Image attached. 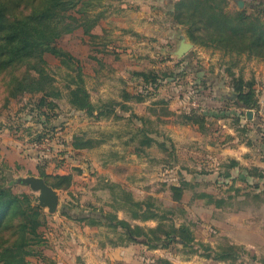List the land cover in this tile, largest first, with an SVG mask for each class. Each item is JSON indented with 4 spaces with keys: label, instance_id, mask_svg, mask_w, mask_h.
<instances>
[{
    "label": "rangeland",
    "instance_id": "rangeland-1",
    "mask_svg": "<svg viewBox=\"0 0 264 264\" xmlns=\"http://www.w3.org/2000/svg\"><path fill=\"white\" fill-rule=\"evenodd\" d=\"M86 1L91 0H82L76 11L83 18L99 17L98 23L101 22L100 25H102L99 26V35H102V38L95 37L94 33L85 35L80 29L60 38L58 44L74 57L68 64L63 63L61 58L52 53L46 54L47 70L53 76L54 84L59 92L56 96L48 97L50 105L47 107L41 105L42 94L26 93L16 98H7L3 80H0V130H3V136L11 141L7 149L0 152V179H9L8 185L13 187L14 192L30 194L34 204L37 205L39 192L17 182L16 179L30 175L41 176L43 172L54 175L73 174V183L68 190L57 189L60 194L57 211L50 213L48 208L41 207L45 211L42 226L39 227L41 237L38 242L32 241L30 246L32 254L27 256L30 264H59L57 255L61 229L71 227L77 222L82 223L81 225L93 226L86 221H78L64 215L62 210L65 204L72 205L74 213L77 214H80L82 210H101L117 215L120 213L123 218L130 216L131 212L121 206L127 197V193L123 190L127 183L112 180L109 175L111 172H108L119 162L113 160L111 152L118 150L119 153L129 154L133 151L134 147L139 146L138 140L143 135L140 132L141 128L155 137V129L160 127L158 128L161 131L158 135L160 139L167 137L165 129L168 123L159 122L152 108L155 109V101L161 99L157 96L159 93L157 90L155 99V86H152L155 85V69H158L161 76L167 75L160 83L162 96L170 100L186 98L187 102L203 103L209 110L212 107L219 108L227 101L232 103L236 100V96L231 98L232 95L228 92L224 93L226 97L220 98L221 89H227L226 86H229V83L232 85L233 75H237L236 71L243 66L246 67L248 63L251 65L253 61H257L254 64L257 68L251 66L247 70L255 74L260 69L262 76L260 82L264 86V58L249 56L247 53H228L215 47L197 45L190 39L187 28L181 25L176 28L177 36L171 48H176L181 35L192 42L194 47L181 58L162 50L160 57L169 59L170 62L155 63V33L132 35L134 39L142 40L141 50L133 45L117 42L119 36L125 34L115 29V25L121 18L117 6L120 7L125 2L135 5L136 0H92L88 11L86 9L83 14ZM176 1L178 0H172L170 7L164 6L166 9L171 8V11L165 10L166 13L163 15L165 20L174 19ZM227 1L228 11H245L247 14H258L264 18V12H262L264 0H243V7H239L237 0ZM168 2L164 0L163 5H168ZM103 27L104 31L101 30ZM151 52L154 53L153 56L150 55ZM156 60L161 61L159 58ZM78 69L81 70L85 85L96 104H102L108 100L123 102L122 98L126 91L132 94L143 92L146 101L135 104L133 108L134 111L137 110L139 116L144 118V122L139 118L131 117V112L125 113L119 107L117 110L121 113L120 119H95L83 111H76L69 103L68 86L72 78L77 77ZM141 70L151 72L149 83L152 85L145 84L143 78L136 74ZM171 73L174 74L171 75ZM262 91L261 94L264 96V89ZM224 122L209 117L205 126L206 131L212 133L221 128L225 129L222 127ZM136 133L139 135L138 140H133L132 137ZM79 138L105 141V145L97 149L95 147L93 149L74 148L73 145ZM165 144L170 145L167 138ZM132 156L131 153L128 155L127 164L132 162L136 166H142L141 175L133 166L132 177L135 178L130 181L132 186L129 187L133 197L139 201H146L145 203H153L150 213H155L157 197L165 205H163L164 212H168L165 217L168 224L172 223L174 218L176 221L185 218V213L181 210L173 209L172 212L169 210L171 207L168 203L169 192L161 185L164 176L155 175V157H157L155 144L148 151V155L139 158ZM159 157L169 160L171 164L177 162L173 161V157L170 159L165 152ZM103 160H108L109 163H103ZM184 160L185 158L180 156L178 164H182ZM193 193V190L189 191L188 197ZM132 206L134 209L137 207L133 204ZM145 210H147L145 207L136 208V211L140 213ZM176 247L183 254L189 251V248ZM196 247L203 253L208 251L203 245L196 244ZM235 255L251 263L255 261V258L241 249H237Z\"/></svg>",
    "mask_w": 264,
    "mask_h": 264
},
{
    "label": "crops",
    "instance_id": "crops-1",
    "mask_svg": "<svg viewBox=\"0 0 264 264\" xmlns=\"http://www.w3.org/2000/svg\"><path fill=\"white\" fill-rule=\"evenodd\" d=\"M163 1L136 0L135 5L125 2L120 7L117 6L121 18L115 25V29L125 33L119 36L117 42L133 45L138 50H141L142 40L134 39L132 35L155 33V63L165 64L164 62L168 63L170 60L161 58V51L175 55L179 43L176 48L171 47L176 40V28L181 26L173 18L171 21L164 19L165 10L171 11V8L166 9L164 6L170 7L172 0H168V5H163ZM100 24L101 22L93 30L97 38H102V35H99V26H102ZM101 30L104 31V27ZM150 55L153 56L154 53L151 52ZM157 58L161 61H157ZM256 62L253 61L251 65L248 63L246 67L243 66L235 71L246 80H256L255 87L260 103L257 111L245 109L235 101L232 103L225 101V105L216 107L217 109L212 107L209 110L203 103L194 106L193 101L187 102L186 98L170 100L160 94L161 85L156 95L168 101V107L172 111L180 113L197 108L207 115L208 120L211 117L225 121L222 124L225 129L221 128L212 133L203 132L199 126L181 123L175 116H160L162 120L159 122L168 123L165 129L167 137L160 139L158 135L161 131L158 127L156 129L159 133H155V137L150 135L155 141L151 146L146 147L145 153L137 152V147L129 152L133 158L144 157L155 144V154H157L155 175L164 176L161 185L169 192L168 203L171 206L169 210L172 212L173 209H179L185 213V218L179 221L174 218L173 221L176 226L190 225L196 240L205 243L209 248L205 247L208 251L203 253L199 250L198 254H189L183 250L185 253L183 254L176 247L182 248L181 244L174 242L168 247L152 248L145 243L143 237L136 242L122 240V229L113 231L106 224L87 226L77 222L71 227L61 229L57 255L59 264H167L166 261L172 264H264V105H262L264 96L261 94L264 86L260 82L262 77L260 69L255 74L247 70L251 66L257 68L254 67ZM155 71L158 72V69ZM226 87L227 89H221L220 98L227 96L225 92L233 96L234 89L231 84L229 83ZM93 102L95 103L94 100ZM139 103L142 102L123 100V104L130 107L129 112L136 114H138L137 110L134 111L133 106ZM155 107L159 112L160 106L155 105ZM249 110L253 111V117L248 118L246 115V118H241L240 124L239 117H242L243 113L247 114ZM124 112L128 113L126 110ZM117 113L121 114L118 110ZM243 126L246 127L245 132L239 130ZM2 131L0 130V152L5 151L7 145L11 143L3 136ZM166 138L170 145L165 144ZM104 145L105 142L95 148H101ZM163 152L177 162L171 164L169 160L159 157ZM129 154L119 153L118 150L112 151L113 157H111L119 162L108 172H111L109 175L112 180L126 182L127 185L123 186L131 190L130 181L135 178L132 177L133 166L139 175H141L142 166H136L132 162L127 164ZM180 156L185 158L182 164H178ZM103 163L109 162L103 160ZM172 185L185 187L180 201L174 200L171 196L168 189ZM192 190L194 193L188 197L189 191ZM156 198L157 217L141 221L131 216L123 218L119 213L118 218L148 227H156L160 218H163V222L166 223V218L163 217L164 204ZM63 218L66 217L63 216ZM228 243L245 251L255 258V261L251 263V261L242 260L238 255L236 259L215 258ZM208 254L211 256H207Z\"/></svg>",
    "mask_w": 264,
    "mask_h": 264
},
{
    "label": "trees",
    "instance_id": "trees-1",
    "mask_svg": "<svg viewBox=\"0 0 264 264\" xmlns=\"http://www.w3.org/2000/svg\"><path fill=\"white\" fill-rule=\"evenodd\" d=\"M91 1H86L83 14L86 9L88 11ZM81 2L82 0H0V80H3L7 98H16L26 93L42 94L41 105L46 107L50 105L48 97L56 96L59 92L53 76L47 70L46 54L52 53L61 58L63 63L68 64L74 57L58 44L60 38L79 29L85 35H93V29L99 24V17L83 18L79 15L76 10ZM227 6V0H178L174 4V19L179 25L187 28L190 39L197 45L264 58V18L258 14H247L245 11L231 12L227 10ZM156 72L155 85L149 83L151 72L141 70L136 73L143 78L145 84L155 86V95L163 77H167L166 74L161 76ZM255 85L254 80H246L242 75H233L231 86L234 89L233 96H236L234 101L245 109L257 111L260 103ZM68 88L70 105L76 111H83L95 119L111 117L120 119L122 117L117 113V107L130 110L127 104L117 100H108L102 104L94 103L80 69ZM142 93L124 92L123 100L145 102L146 97ZM233 96L231 98H234ZM155 105L160 106L159 112L157 107L155 109L152 107L159 121L162 120L160 116L172 115L179 122L195 124L201 131L206 132L207 115L197 108L176 113L168 107V101L164 98L156 101ZM246 115L243 113L238 122H241V118H246ZM132 116L144 122V118L138 114L132 112ZM144 130L140 129L143 135L139 140L137 133L132 137L133 140L139 141L137 152L145 153L146 147L155 141L154 137ZM239 130L245 132L246 127L243 126ZM155 133L158 134L159 131L155 129ZM103 142L105 141L79 138L73 146L77 149L93 148ZM41 176L49 185L59 190H68L73 183V174L69 173L54 175L43 172ZM16 181L21 183L20 179ZM8 183L9 179H0V264H30L27 256L32 254L30 249L32 241L40 240L39 227L42 226L45 211L34 204L30 194L16 193ZM123 190L127 197L121 206L131 212L129 215L133 219L146 221L157 217L156 213L149 211L153 203L136 200L130 190L126 188ZM169 190L173 199L180 201L185 187L172 185ZM132 204L135 207H145L147 210L140 213ZM73 210L72 205L65 204L62 212L72 219L86 221L90 225L106 224L113 231L122 229V240L136 242L143 237L145 243L152 248L168 247L174 242L181 244L183 248H189V254H198L196 244L209 249L205 243L196 240L193 229L187 224L176 226L174 221L168 224L160 218L156 227H148L132 224L125 219H119L117 214L101 210H82L80 214L74 213ZM167 214L168 212H164L163 217H167ZM236 250L235 245L228 243L215 258L236 259ZM166 263L172 264L169 261Z\"/></svg>",
    "mask_w": 264,
    "mask_h": 264
},
{
    "label": "water",
    "instance_id": "water-1",
    "mask_svg": "<svg viewBox=\"0 0 264 264\" xmlns=\"http://www.w3.org/2000/svg\"><path fill=\"white\" fill-rule=\"evenodd\" d=\"M239 7H243V0H237ZM179 45L175 51V55L178 58L183 57L190 49L194 47V44L186 40L184 35L179 37ZM234 95V93H233ZM248 118L253 117V111L249 110L247 113ZM21 183L28 185L32 190L39 192L37 206L42 208H48L50 213L57 211L60 203L59 191L49 185L44 177L30 175L22 177L20 179Z\"/></svg>",
    "mask_w": 264,
    "mask_h": 264
},
{
    "label": "built area",
    "instance_id": "built-area-1",
    "mask_svg": "<svg viewBox=\"0 0 264 264\" xmlns=\"http://www.w3.org/2000/svg\"><path fill=\"white\" fill-rule=\"evenodd\" d=\"M193 105H194V106H198V105H199V103H198V102H196V101H193Z\"/></svg>",
    "mask_w": 264,
    "mask_h": 264
}]
</instances>
